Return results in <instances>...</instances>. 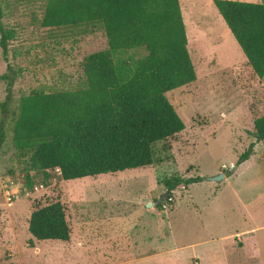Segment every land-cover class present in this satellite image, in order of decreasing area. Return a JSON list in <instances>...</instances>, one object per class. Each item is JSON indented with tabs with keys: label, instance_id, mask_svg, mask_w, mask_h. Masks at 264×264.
<instances>
[{
	"label": "rangeland",
	"instance_id": "374dc122",
	"mask_svg": "<svg viewBox=\"0 0 264 264\" xmlns=\"http://www.w3.org/2000/svg\"><path fill=\"white\" fill-rule=\"evenodd\" d=\"M45 3L0 0V22L13 30L7 62L0 50V124L5 131L0 149V264H115L112 258L129 254L138 197L149 191L154 200L162 199L163 180L176 175L200 177L170 191L174 200L160 216L176 204L171 220L177 226L183 221L189 227L201 224L205 235H218L263 223L264 207L256 202L263 198L264 142L253 135V119L264 114V76L253 73L213 0H179L196 78L166 92L184 128L154 144L151 165L69 180L31 169L29 154H19L12 142L20 98L34 88L54 92L84 87L83 57L107 47L102 31L78 35L41 26ZM146 53L139 46L112 51V57L117 66L132 70ZM5 73L12 76L10 86ZM251 143L249 157L237 163ZM223 164L232 167L223 169ZM27 171L33 180L29 188L23 184ZM221 172L225 179H210ZM233 186L244 189L238 199H248V208L236 201ZM56 200L66 211L69 240L32 239L30 244V212ZM115 212L125 214L128 228L109 221ZM243 241L244 247L237 237L233 243L241 264H264V229L243 236Z\"/></svg>",
	"mask_w": 264,
	"mask_h": 264
},
{
	"label": "trees",
	"instance_id": "16d2710c",
	"mask_svg": "<svg viewBox=\"0 0 264 264\" xmlns=\"http://www.w3.org/2000/svg\"><path fill=\"white\" fill-rule=\"evenodd\" d=\"M213 2L253 73L262 78L264 2ZM40 24L78 35L102 31L107 47L83 57L84 87L54 92L34 88L20 98L13 123L15 149L29 154L31 169L62 180L151 165L154 144L184 128L166 92L196 78L179 0H46ZM12 36L13 30L0 22V50L6 62ZM139 46L147 53L132 70L115 64L112 51ZM2 77L10 86L12 76ZM1 107L4 110L5 103ZM253 128L256 141L264 142V114L253 119ZM4 139L0 124V149ZM252 147L253 143L237 163L249 157ZM199 179L176 175L163 184L169 193ZM23 184L33 185L28 171ZM28 231L30 244L32 239L69 240L63 203L34 206Z\"/></svg>",
	"mask_w": 264,
	"mask_h": 264
},
{
	"label": "crops",
	"instance_id": "0c3cea01",
	"mask_svg": "<svg viewBox=\"0 0 264 264\" xmlns=\"http://www.w3.org/2000/svg\"><path fill=\"white\" fill-rule=\"evenodd\" d=\"M225 177L224 175V179ZM232 188L236 201L241 207L247 206L248 208V199L242 201L238 199L244 189L234 186ZM261 198L256 203L264 207V190ZM138 201L137 208L134 207L137 212L130 228L132 242L129 254H121L120 257L112 258L115 259V264H241L243 259L233 253L235 238L242 240V247H244L243 236L257 234L264 229L263 222L233 231H223L218 235H205L203 233L205 225L197 224L195 227L193 225L189 227L184 221L178 226L173 223L171 219L178 212L176 204L167 215L160 216L162 211L156 206L159 198L154 200L149 191L143 192L138 197ZM252 205L254 206V204ZM190 213L191 211L187 214ZM123 215L125 214L119 212H115L113 215L109 214V218L113 217V220L109 221L121 223V228H128L122 220L125 217ZM191 233L195 235L194 238H176L178 234L185 236Z\"/></svg>",
	"mask_w": 264,
	"mask_h": 264
},
{
	"label": "built area",
	"instance_id": "2783aa9c",
	"mask_svg": "<svg viewBox=\"0 0 264 264\" xmlns=\"http://www.w3.org/2000/svg\"><path fill=\"white\" fill-rule=\"evenodd\" d=\"M230 167H232L231 164H230L229 166H226L225 164H223V165L221 166V168H223V169H224V168L228 169V168H230ZM55 171H56L57 173L60 172L58 168H56ZM182 188L184 189V185H182ZM8 199H9V198H8ZM173 200H174L173 195L170 194V192L168 193V192L166 191V193L164 194V196L162 197V199H160L159 202H158V203H159V207L161 208V211H166V210H168V208L171 206Z\"/></svg>",
	"mask_w": 264,
	"mask_h": 264
},
{
	"label": "water",
	"instance_id": "95a60500",
	"mask_svg": "<svg viewBox=\"0 0 264 264\" xmlns=\"http://www.w3.org/2000/svg\"><path fill=\"white\" fill-rule=\"evenodd\" d=\"M222 178H224V174H223V173H219V174H217V175L211 177L210 179H211V180H215V181H219V180H221ZM147 205L149 206L150 204H147Z\"/></svg>",
	"mask_w": 264,
	"mask_h": 264
}]
</instances>
